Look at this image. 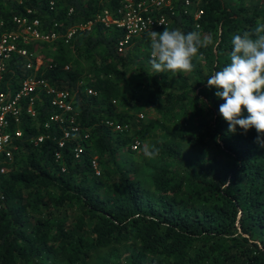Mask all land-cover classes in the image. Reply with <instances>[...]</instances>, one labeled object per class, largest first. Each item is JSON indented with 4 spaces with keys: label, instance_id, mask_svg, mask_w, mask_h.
<instances>
[{
    "label": "trees",
    "instance_id": "16d2710c",
    "mask_svg": "<svg viewBox=\"0 0 264 264\" xmlns=\"http://www.w3.org/2000/svg\"><path fill=\"white\" fill-rule=\"evenodd\" d=\"M191 1L186 7L174 0L165 9L166 28L211 35L218 47L200 49L195 69L176 74L173 85L143 72L127 89L121 87L127 48H118L123 31L95 19L117 0H0L2 30H20L12 21L20 16L58 35L17 42L40 63L26 68L12 54L0 90L13 93L27 76L65 90L72 111L64 115L73 116L67 128L76 127L59 145L61 128L48 120L56 112L51 94L39 86L33 114L24 111V96L17 119L8 118L14 147L9 159L0 152V264H264V148L254 128L227 132L219 114L224 101L207 87L209 76L230 62L232 36L254 34L264 23V0ZM86 21L64 41L68 27ZM132 38V48L151 47L145 33ZM113 102H130L131 110ZM143 104L156 113L144 122L131 112ZM152 128L162 162L147 163L149 188L117 153L131 152L130 143ZM192 147L204 150L196 161L186 157L195 155L186 153Z\"/></svg>",
    "mask_w": 264,
    "mask_h": 264
},
{
    "label": "clouds",
    "instance_id": "9594fccd",
    "mask_svg": "<svg viewBox=\"0 0 264 264\" xmlns=\"http://www.w3.org/2000/svg\"><path fill=\"white\" fill-rule=\"evenodd\" d=\"M151 44L150 63L155 73L192 72L201 59L200 49L218 47L220 41L199 31L187 33L164 28L148 32ZM230 62L207 79V87H215V95L224 102L219 114L228 124L227 132L256 130V142L264 148V23L257 24L255 33L248 31L231 38ZM248 115L245 116L244 113ZM218 139V138H217ZM148 158L159 155L155 146H144ZM231 185L230 180L221 187Z\"/></svg>",
    "mask_w": 264,
    "mask_h": 264
},
{
    "label": "built area",
    "instance_id": "2783aa9c",
    "mask_svg": "<svg viewBox=\"0 0 264 264\" xmlns=\"http://www.w3.org/2000/svg\"><path fill=\"white\" fill-rule=\"evenodd\" d=\"M50 3L52 1H49ZM174 0H117L113 7H102L101 10L95 15V19L101 21L105 25H113L123 31L122 38L118 41V45L126 43L130 37L139 36L145 33L148 37L150 30L155 31L159 28L166 27L170 22V17L165 12V9H172ZM191 0H183L184 6L191 4ZM201 14L200 9H196L193 12V18L196 19ZM12 21L18 23L21 29L18 31H6L2 30L0 24V79L6 61L12 54H17L25 59L24 66L26 68H36L40 63V59L31 50L26 49L23 46L17 45V42L21 41L26 43L31 40L50 41L58 37L55 31L46 32L39 28V22L37 19L26 21L25 17L12 16ZM91 21L85 23L74 24L67 28L62 35L64 41L72 35V33L79 28L88 27ZM198 23L194 20V27H197ZM150 38V37H149ZM33 61V62H32ZM39 86L46 93L51 94V104L56 109V112L48 116L49 121H53L61 128L62 137L58 141L60 145L64 138L70 136V131L75 130V126L67 128L68 123L72 120V114L69 116L64 115L65 112H71L72 106L70 103V95L65 90H54L46 82L35 79L33 76H27L22 78L17 85L16 90L13 93L0 90V152H2L7 159L12 156V144L11 134L7 128L8 118L17 119L20 107H22V97L26 96L25 107L23 108L26 113L33 114L32 101L36 95L35 87ZM87 93L91 92V89L86 87ZM111 128L116 130H124L127 128L125 123L119 124L111 120L104 121ZM48 123L46 121L45 125ZM14 133L19 134V130L15 129ZM41 137L38 136L37 139ZM138 143L134 139L130 143V148H134ZM81 150V147L75 145L73 147V153L76 157ZM58 155L57 153H55ZM91 165L95 167L94 158L91 159ZM3 199V194L0 191V204Z\"/></svg>",
    "mask_w": 264,
    "mask_h": 264
},
{
    "label": "rangeland",
    "instance_id": "374dc122",
    "mask_svg": "<svg viewBox=\"0 0 264 264\" xmlns=\"http://www.w3.org/2000/svg\"><path fill=\"white\" fill-rule=\"evenodd\" d=\"M234 1V0H230ZM138 36H136L137 38ZM143 38V37H142ZM134 39L132 38L129 42L127 41L126 44L124 43L121 45V51H124L127 48V57H128V65H127V72H126V78H124L123 82L121 83L122 88L131 89L132 81L138 80L140 77H142V73H150L153 74L159 78H161L164 82L169 83L170 85L175 84L176 77L175 75L171 73H155L154 69L152 68V65L150 63L151 58V47H143L139 50L132 48ZM150 41V40H149ZM150 44V43H149ZM39 51V49H38ZM147 53V55H145ZM71 97V95H70ZM115 103V109L117 110H124L130 111L127 106L130 105V102L127 104H119L118 102ZM133 112L140 121H145L148 117H154L156 115L155 111L147 104L141 105L139 110L137 111H131ZM156 130L152 128L149 133L142 138L141 140H137L138 143L135 145L131 152L127 151H121L117 153V160L119 163H121L125 167L134 168L136 171V175L142 180V182L149 188L150 186V180H149V166L147 163H156L159 164L162 161L158 156L155 158H148L143 148L144 146H153V141L158 138V135L155 134ZM186 153L195 154L194 156H186L190 158V161H196L197 158L203 155L204 150L202 148L192 147L186 151ZM163 164H168L163 162Z\"/></svg>",
    "mask_w": 264,
    "mask_h": 264
}]
</instances>
